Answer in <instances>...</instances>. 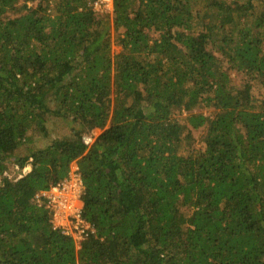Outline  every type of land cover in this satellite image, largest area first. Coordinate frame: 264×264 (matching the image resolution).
Segmentation results:
<instances>
[{
	"label": "trees",
	"instance_id": "16d2710c",
	"mask_svg": "<svg viewBox=\"0 0 264 264\" xmlns=\"http://www.w3.org/2000/svg\"><path fill=\"white\" fill-rule=\"evenodd\" d=\"M35 1L0 0V264H264V0ZM74 163L78 249L34 200Z\"/></svg>",
	"mask_w": 264,
	"mask_h": 264
},
{
	"label": "built area",
	"instance_id": "2783aa9c",
	"mask_svg": "<svg viewBox=\"0 0 264 264\" xmlns=\"http://www.w3.org/2000/svg\"><path fill=\"white\" fill-rule=\"evenodd\" d=\"M106 4L110 5L106 0H96L94 8L104 11L99 8ZM108 13H112V8L108 10ZM31 162L32 160L23 169L25 172L31 169ZM78 169L77 164L74 163L65 179L47 190L38 192L34 197L35 203L39 206L43 205L49 211L53 229L70 237L77 249L84 240L96 232L95 227L83 217L82 198L85 187Z\"/></svg>",
	"mask_w": 264,
	"mask_h": 264
},
{
	"label": "rangeland",
	"instance_id": "374dc122",
	"mask_svg": "<svg viewBox=\"0 0 264 264\" xmlns=\"http://www.w3.org/2000/svg\"><path fill=\"white\" fill-rule=\"evenodd\" d=\"M107 3H110V5L106 4V5H103L102 7H100L99 9H102L104 11H99L97 10L99 13H108V10L110 8H112V11H113V0H106ZM112 4V5H111ZM30 6H33V7H40L41 5V0H36L35 2H32V3H29ZM109 15H112V13H109ZM112 50H113V54L116 55L117 53H119L121 51V47L116 45V44H113L112 46ZM253 94L256 95L257 97H259L258 95L259 94H263V97H264V90H261L260 88H258L257 86H253ZM55 106H56V103H55ZM196 113L198 112H202V113H205L206 115L208 114H211L213 113L212 109H204V110H200V109H196L195 110ZM185 116V113H183V117ZM186 124V122H184ZM50 133L48 135V137L50 136H53V133L54 132H60V131H64L66 130V128L64 127V125L60 122V120H54L53 123L50 124ZM101 133V130L99 129H95L93 131L90 132V135L89 137L92 138V141L95 140V138ZM198 134H196V137L194 138L193 140V148L196 147L198 148L200 145V143H198ZM191 143H192V140H191ZM6 173L11 176V177H14L17 175V170L16 168L13 166V165H10L7 170H6ZM5 173V174H6Z\"/></svg>",
	"mask_w": 264,
	"mask_h": 264
}]
</instances>
